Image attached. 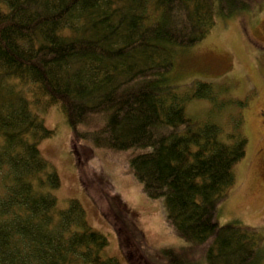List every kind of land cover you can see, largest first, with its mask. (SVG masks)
Returning <instances> with one entry per match:
<instances>
[{
	"label": "trees",
	"instance_id": "16d2710c",
	"mask_svg": "<svg viewBox=\"0 0 264 264\" xmlns=\"http://www.w3.org/2000/svg\"><path fill=\"white\" fill-rule=\"evenodd\" d=\"M246 7L243 0H0V264H124L106 254L108 238L81 201L62 205L54 192L61 178L40 143L55 130L39 114L52 105L72 128L84 186L98 203L111 200L124 255L135 247L133 257L149 259L138 214L115 191L109 197L108 175L88 170L79 150L87 141L126 157L144 193L164 198L166 226L199 248L205 264H264L259 230L218 219L247 153L243 113L237 109L225 130L186 110L194 98L209 99L210 112L243 108L247 99H225L199 80L181 91L168 77L176 47L196 44L219 17ZM186 253L164 247L158 264H193Z\"/></svg>",
	"mask_w": 264,
	"mask_h": 264
},
{
	"label": "rangeland",
	"instance_id": "374dc122",
	"mask_svg": "<svg viewBox=\"0 0 264 264\" xmlns=\"http://www.w3.org/2000/svg\"><path fill=\"white\" fill-rule=\"evenodd\" d=\"M243 1L248 7L237 9L229 17H219L202 40L190 46L176 47L174 65L168 77L180 86L181 91L191 90L190 82L199 80L212 83L218 95L225 99H247L243 108L228 104L220 111L210 112L212 102L209 99L194 98L187 102L186 110L192 116H211L225 130L237 109L243 113L247 153L234 166L235 184L219 209L218 219L222 225L238 219L259 230L264 237V141L260 115L264 106V0ZM39 114L46 126L55 130L40 143L44 156L55 165L61 178V185L54 192L62 205H66L71 197L81 201L92 226L108 238L107 255L118 257L124 264H158L160 249L174 247L187 252L186 256L193 264H205L199 248L197 251L189 249L187 242L166 226L164 198L152 199L144 193L130 171L126 157L120 152L92 146L87 141L93 152L88 150V143L85 144L87 148L80 146L82 160L86 161L88 170L103 171L108 175L112 183L107 185L111 187L107 193L109 197L112 190L115 191L136 211L144 233L140 241L151 261L138 259L137 255L133 257L135 252L141 251L135 247H132L131 258L124 255L110 220L111 200L106 198L98 203L100 196L81 181L78 155L72 150V128L65 114L57 105L39 110Z\"/></svg>",
	"mask_w": 264,
	"mask_h": 264
},
{
	"label": "flooded vegetation",
	"instance_id": "af4514ba",
	"mask_svg": "<svg viewBox=\"0 0 264 264\" xmlns=\"http://www.w3.org/2000/svg\"><path fill=\"white\" fill-rule=\"evenodd\" d=\"M261 44L263 45V42H261ZM260 111H261V112H260V115H261V123H262L261 138H262L263 141H264V106L261 108ZM262 151L264 152V145H263Z\"/></svg>",
	"mask_w": 264,
	"mask_h": 264
}]
</instances>
